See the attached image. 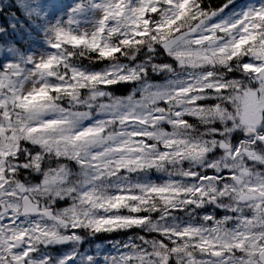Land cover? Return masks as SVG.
<instances>
[{
	"label": "snow or ice",
	"instance_id": "1",
	"mask_svg": "<svg viewBox=\"0 0 264 264\" xmlns=\"http://www.w3.org/2000/svg\"><path fill=\"white\" fill-rule=\"evenodd\" d=\"M0 264H264V0H2Z\"/></svg>",
	"mask_w": 264,
	"mask_h": 264
},
{
	"label": "trees",
	"instance_id": "2",
	"mask_svg": "<svg viewBox=\"0 0 264 264\" xmlns=\"http://www.w3.org/2000/svg\"><path fill=\"white\" fill-rule=\"evenodd\" d=\"M211 2H212V3H216V2H217V0H211Z\"/></svg>",
	"mask_w": 264,
	"mask_h": 264
}]
</instances>
